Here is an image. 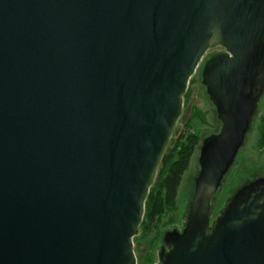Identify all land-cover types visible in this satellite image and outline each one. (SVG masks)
Here are the masks:
<instances>
[{"label": "water", "instance_id": "95a60500", "mask_svg": "<svg viewBox=\"0 0 264 264\" xmlns=\"http://www.w3.org/2000/svg\"><path fill=\"white\" fill-rule=\"evenodd\" d=\"M221 129L156 264H264V176L211 221L264 94V0H0V264H139L184 95Z\"/></svg>", "mask_w": 264, "mask_h": 264}, {"label": "rangeland", "instance_id": "374dc122", "mask_svg": "<svg viewBox=\"0 0 264 264\" xmlns=\"http://www.w3.org/2000/svg\"><path fill=\"white\" fill-rule=\"evenodd\" d=\"M220 51H222L221 48L211 49L192 78L187 91L190 93L191 99L189 104L184 106L182 116L174 132V135L178 136L184 126L191 122L192 130L200 136L201 143L180 187L178 197L179 209L178 212L174 214V223L168 227L167 231L174 230V227L179 231L184 229L187 222L189 203L194 193L195 179L200 171L198 160L202 142L206 137L218 133L221 129V122L217 119L215 107L207 95L205 86L202 84V71L206 60ZM194 112L205 115L208 123L203 124L198 119L192 120ZM263 115L264 94L259 101L257 112L253 117L251 130L247 136L245 145L239 152L234 166L224 179L218 194L213 200L211 213L212 222L224 211L230 199L240 188L253 181L256 177L264 176V146L260 144ZM165 221L167 222L169 219H165ZM151 240L152 239H147L143 242H135V252L138 259L148 252L152 243ZM162 244L161 238L155 250L156 263H158V251L161 250Z\"/></svg>", "mask_w": 264, "mask_h": 264}, {"label": "trees", "instance_id": "16d2710c", "mask_svg": "<svg viewBox=\"0 0 264 264\" xmlns=\"http://www.w3.org/2000/svg\"><path fill=\"white\" fill-rule=\"evenodd\" d=\"M194 82V81H193ZM190 93L184 95V106L190 102ZM193 119L207 124L205 115L194 112ZM200 136L187 123L178 136L173 135L158 168L155 182L146 201V210L140 234L135 242L151 240L148 252L139 258V264H155V250L168 227L174 223L178 212L179 190L191 162L200 147ZM260 144L264 146V115L262 118ZM169 219V221H165Z\"/></svg>", "mask_w": 264, "mask_h": 264}, {"label": "flooded vegetation", "instance_id": "af4514ba", "mask_svg": "<svg viewBox=\"0 0 264 264\" xmlns=\"http://www.w3.org/2000/svg\"><path fill=\"white\" fill-rule=\"evenodd\" d=\"M224 50L222 49V51H220V52H223ZM217 53H219V52H217ZM215 55V54H214Z\"/></svg>", "mask_w": 264, "mask_h": 264}]
</instances>
